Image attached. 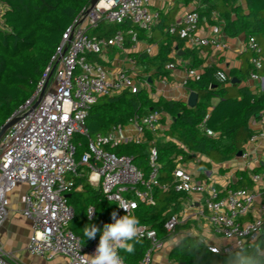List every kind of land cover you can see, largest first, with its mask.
Wrapping results in <instances>:
<instances>
[{
    "label": "built area",
    "instance_id": "obj_1",
    "mask_svg": "<svg viewBox=\"0 0 264 264\" xmlns=\"http://www.w3.org/2000/svg\"><path fill=\"white\" fill-rule=\"evenodd\" d=\"M217 20L219 16H214ZM160 21V14L150 10V0H99L89 6L68 27L62 42L43 74L33 96L20 107L12 118L23 116L5 134L0 142V228L8 216L7 195L19 185L28 186L24 197L22 215L31 221L32 234L27 246L35 257L53 261L57 256L68 259L67 264H90L99 240H92L85 247L75 235L70 224L74 208L69 204L70 194L76 191L77 181L85 180L92 188L101 190L105 199L114 202L118 211L126 214L119 206H126L128 214L134 215L141 204L156 205V192L174 191L185 196H201L202 217L213 233L227 241L235 242L236 249L246 243L255 242L263 232V219H255L243 225L264 196V173H252V189H220L213 182L196 181L183 168L176 167L170 184L160 182L158 152L154 144L150 147L151 172L146 176L133 160L111 152L123 145H141L147 142V134H156L161 127V115L151 113L135 116L128 124L113 127L106 133L91 134L88 118L102 98H112L125 92L137 94L147 80L140 79L128 70L116 74L100 63L99 58L107 48L123 51L129 42L136 47L140 32L152 34ZM200 14L194 10L185 14L180 24L169 28V33L185 40L188 48L220 47V34L224 23L212 27L209 36L198 35ZM131 23L132 29L118 30L113 37H99L101 26H122ZM129 39V41L127 40ZM248 49L260 53L254 40ZM226 48V46H221ZM150 54L151 50L148 49ZM131 64L136 65L132 60ZM253 70L249 81L257 84V91H264V77L260 75L263 59L251 57ZM168 71L176 69L174 63L166 66ZM200 73L191 68L181 83L185 88L190 80H199ZM220 83H228L229 77L217 72ZM167 84L166 80L163 82ZM44 92L39 105L33 106ZM254 134L244 147L242 158L252 159L251 147L264 143V119L252 121ZM205 131L204 128H202ZM208 136L216 137L213 132ZM86 141L87 149L77 160L78 149ZM180 161V159H179ZM264 215V201L258 206ZM95 209L89 208L87 214ZM180 224L179 217L172 215L165 230L174 234ZM152 242L140 264H152L153 254L164 248L165 242L157 239L155 231L140 226L138 237ZM213 253H229L209 246ZM120 255V253H119ZM121 256V255H120ZM124 261V259H123ZM0 264H13L0 245ZM124 264H127L124 261Z\"/></svg>",
    "mask_w": 264,
    "mask_h": 264
},
{
    "label": "trees",
    "instance_id": "obj_2",
    "mask_svg": "<svg viewBox=\"0 0 264 264\" xmlns=\"http://www.w3.org/2000/svg\"><path fill=\"white\" fill-rule=\"evenodd\" d=\"M93 0H0V8L4 9L0 26V131L34 94L37 86L49 66L53 56L62 42V37L73 21L86 10ZM189 4L192 0H177ZM201 22L206 19L216 24L213 14L217 13L224 23L223 32L230 38L243 37L245 43L254 40L261 49L260 53L247 50L248 66L232 69L228 75V83H220L216 79L219 69L216 66L204 67L207 58L201 56V48L184 50L185 57L191 58L189 68H203L199 80H190L186 89L198 94L199 100L195 108H190L186 101H170L164 98L155 101L151 91L142 88L137 94L125 92L112 98H102L95 105L88 118L91 134L106 133L113 127L128 124L135 116H147L151 113L161 115V127L158 133L169 139L163 143H155L160 165V182L170 184L173 172L179 163L190 161L195 155L207 157L211 163L229 164L244 151L245 145L254 134L252 121L264 119V91H253L247 83L253 67L251 57L263 59L264 77V0H200L196 10ZM161 17V16H160ZM160 18L161 22L154 30L160 32L159 37L149 40L159 46L158 53L133 55L138 67L151 74L148 82L152 88L155 80L169 76L166 66L173 63L171 57L175 47L183 49L186 41L169 33V22ZM166 22V23H165ZM200 22V24H201ZM167 29L164 33L163 29ZM132 29L131 23L122 26H101L99 37H113L118 30ZM145 33L140 32V40ZM233 79L240 84H232ZM214 101H218L213 105ZM205 129V131L202 130ZM213 132L216 137L208 136ZM155 134H147L145 144L123 145L111 150L119 156H127L146 176L151 172L150 147L155 142ZM83 147L78 149L77 160L86 151V141L78 138ZM180 159V161H179ZM264 172V165L254 173ZM239 180L230 189H252L254 184L249 172L239 173ZM77 190L70 194L68 201L74 208L75 215L70 224L71 231L81 238L85 247H89L93 239L83 234L86 224H95L103 228L112 223L111 213L118 217L125 215L118 211L114 202L105 199L101 190L92 188L85 180L77 181ZM182 194L174 191L156 192V205L141 204L135 211L139 225L153 230L157 239L166 242L173 234L165 230V224L172 212L180 210ZM95 209V218L89 220L87 211ZM171 208L173 211L171 212ZM100 233L96 239L99 240ZM135 251L131 254L120 250L121 257L127 264H140L151 249L148 239L136 238L133 241ZM243 250L255 257L259 264H264V225L262 235L255 241L232 250L229 253H213L209 247L197 237H186L169 253L171 264H227L230 256Z\"/></svg>",
    "mask_w": 264,
    "mask_h": 264
},
{
    "label": "crops",
    "instance_id": "obj_3",
    "mask_svg": "<svg viewBox=\"0 0 264 264\" xmlns=\"http://www.w3.org/2000/svg\"><path fill=\"white\" fill-rule=\"evenodd\" d=\"M200 6V0H192L191 3L184 4L177 0H150V10L153 13H159L163 20L167 19L169 26L180 24L186 13L197 10ZM213 14V20L216 24L210 25L206 19H204L198 30V35L202 37L209 36L212 27L222 22L220 18L217 20ZM218 15V14H217ZM219 16V15H218ZM160 17V18H161ZM161 20L159 21V23ZM158 23V25H159ZM166 23V22H165ZM166 33L167 29H163ZM159 31L154 30L152 34L146 35L145 39L140 40L136 47H133L129 42L123 51L116 50L114 48H107L104 54L99 58L101 64L107 67L112 74H116L121 70H128L131 73L138 76L140 79L151 81V74L145 73L142 68L137 64L133 66L131 64L133 57L136 53H147L150 49V55L155 56L158 53L159 46L157 44H151L149 40L151 38H157L160 35ZM129 41V39H127ZM220 47H206L201 51V56L207 58L204 67L216 66L219 72H223L229 75L230 71L234 68L245 69L247 64V50L248 46L245 43L243 37L230 38L223 30L221 31ZM185 44L181 50L175 47L171 57L174 59L176 69L168 71L169 76L155 80L153 87L145 86L144 88L151 91V97L158 101L161 98L170 101L188 100L190 92L186 87L182 88L181 83L185 78L186 69L189 68L191 58L185 57L184 50H189ZM199 73L203 71V68L197 69ZM166 80L167 84L163 82ZM242 85H248L251 90L257 91V84L248 81ZM218 101H214L213 105H216ZM164 127H160L159 130H163ZM158 130V131H159ZM157 131L155 143H163L169 139L165 138ZM246 146V145H245ZM252 159L245 160L243 158H236L229 164L218 165L211 163V161L201 155H195L190 161L186 163H179L178 167L190 172L196 181L200 182H213L218 188L226 189L230 188L232 184H236L239 180V173L249 172L250 176L256 168L264 165V143L261 142L257 146L251 147ZM264 173V172H261ZM28 186L25 184L19 185L13 192L7 195L8 201V216L0 228V245L4 249V253L9 257L13 264H67L68 259L64 256H57L53 261H47L35 256H32L27 246L32 234V223L30 220L22 215L24 208V197L28 192ZM95 189V188H94ZM180 210L178 212H172L171 215L179 217L180 224L177 227L176 232L171 239L165 242L164 248L153 254L152 264H171L169 261L170 251L177 246L186 237H197L201 239L208 247L214 246L220 249L222 252L225 250H235L236 243L233 241H227L221 237L216 236L211 230L210 226L199 213L202 211L201 196H185L182 194ZM264 201V196L258 199L255 208L251 214L242 220L244 226L255 219H263L264 215L259 211L258 206Z\"/></svg>",
    "mask_w": 264,
    "mask_h": 264
},
{
    "label": "clouds",
    "instance_id": "obj_4",
    "mask_svg": "<svg viewBox=\"0 0 264 264\" xmlns=\"http://www.w3.org/2000/svg\"><path fill=\"white\" fill-rule=\"evenodd\" d=\"M119 207L123 208L126 214L118 217L116 212H112L113 222L104 224L102 229L91 223L83 227V234L87 239H95L97 233H100L95 253L90 255V264H124L119 251L123 250L129 254L135 251L133 241L138 237L140 222L137 217L128 214L126 206ZM92 215L93 212L87 214L89 220ZM227 264H259V261L241 250L233 253Z\"/></svg>",
    "mask_w": 264,
    "mask_h": 264
},
{
    "label": "water",
    "instance_id": "obj_5",
    "mask_svg": "<svg viewBox=\"0 0 264 264\" xmlns=\"http://www.w3.org/2000/svg\"><path fill=\"white\" fill-rule=\"evenodd\" d=\"M99 0H93L91 2V9H93L96 4L98 3ZM232 84L235 85V84H240V82H238L237 80L233 79L232 81ZM44 96V92L40 95L39 99L37 100V102L35 103V105L33 106V109H35L39 103L41 102L42 98ZM198 100H199V96L198 94L192 92L190 93L189 97H188V100H187V104L190 108H195L198 104ZM21 117H16V118H11L1 129L0 131V142L2 140V138L5 136V134L12 128V126L17 123L21 118ZM243 156V152H240L238 155H237V158H242Z\"/></svg>",
    "mask_w": 264,
    "mask_h": 264
},
{
    "label": "rangeland",
    "instance_id": "obj_6",
    "mask_svg": "<svg viewBox=\"0 0 264 264\" xmlns=\"http://www.w3.org/2000/svg\"><path fill=\"white\" fill-rule=\"evenodd\" d=\"M3 10H4V9L0 8V26H2L1 16H2V14H3Z\"/></svg>",
    "mask_w": 264,
    "mask_h": 264
}]
</instances>
